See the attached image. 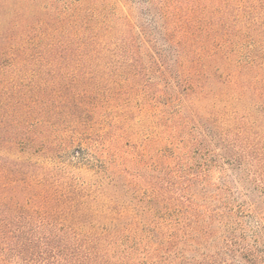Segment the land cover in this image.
<instances>
[{
	"label": "trees",
	"instance_id": "16d2710c",
	"mask_svg": "<svg viewBox=\"0 0 264 264\" xmlns=\"http://www.w3.org/2000/svg\"><path fill=\"white\" fill-rule=\"evenodd\" d=\"M87 1L0 29V264H264V0Z\"/></svg>",
	"mask_w": 264,
	"mask_h": 264
},
{
	"label": "rangeland",
	"instance_id": "374dc122",
	"mask_svg": "<svg viewBox=\"0 0 264 264\" xmlns=\"http://www.w3.org/2000/svg\"><path fill=\"white\" fill-rule=\"evenodd\" d=\"M61 0H0V29L4 26V27H9L11 23H16V22H20L22 20H27L28 21H32L34 18L33 16L27 17L24 19V17L19 16V14L21 11H29L31 10L33 7H39V6H51V7H60L62 4L60 2ZM62 1H67V0H62ZM86 2H88L86 0ZM138 7V9L141 7L140 6H136ZM17 9H20L18 12ZM33 18V19H32ZM64 109H61L60 113H63ZM123 113V110L121 109H117L116 112H109L107 114H104V117H101L98 119L100 120H105V122L101 121L103 123L102 126H104L105 128H109L110 131H112V133H116L118 135H123L125 128L128 126V123L130 125H134L136 123V121L139 119L137 114H133L130 116L128 123L126 124V126H121V119L120 116ZM60 119V117L58 118V120ZM91 119H93V117H91ZM96 119V118H95ZM63 121V120H60ZM67 126V129H70L69 132L73 131V123L74 120H72L71 118L69 120H65ZM121 149L120 152L118 153L119 155V163H120V168L123 169V171H127L128 173H132V175L137 174L139 172V170L142 167V163L141 161L136 163V161L134 162V160H136L137 155L136 154H140L142 150L141 147V142L139 140V143H133L131 141L128 140H124L121 143ZM62 156V155H61ZM72 157L70 156H62L61 157V161H65V162H72ZM74 174L77 177H80L82 180L83 179H88V172L86 171V169H77L74 170Z\"/></svg>",
	"mask_w": 264,
	"mask_h": 264
}]
</instances>
